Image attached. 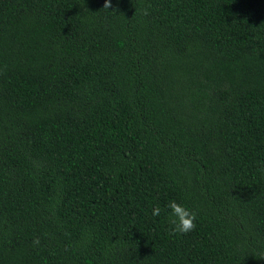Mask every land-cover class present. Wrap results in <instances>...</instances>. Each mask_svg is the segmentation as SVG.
Masks as SVG:
<instances>
[{
    "label": "trees",
    "instance_id": "1",
    "mask_svg": "<svg viewBox=\"0 0 264 264\" xmlns=\"http://www.w3.org/2000/svg\"><path fill=\"white\" fill-rule=\"evenodd\" d=\"M104 3L0 0V264H264V0Z\"/></svg>",
    "mask_w": 264,
    "mask_h": 264
},
{
    "label": "clouds",
    "instance_id": "2",
    "mask_svg": "<svg viewBox=\"0 0 264 264\" xmlns=\"http://www.w3.org/2000/svg\"><path fill=\"white\" fill-rule=\"evenodd\" d=\"M111 0H105L104 8H111ZM145 15L148 13L145 12ZM168 209L171 211V216L169 219V224L171 225L170 234L175 236L177 234H188L194 231L197 227L196 224V214L195 212L185 208L183 205L176 203L175 201L170 202L167 205ZM161 209L156 207L153 209L152 215L159 216ZM35 245L39 244V240L36 239L33 241Z\"/></svg>",
    "mask_w": 264,
    "mask_h": 264
}]
</instances>
